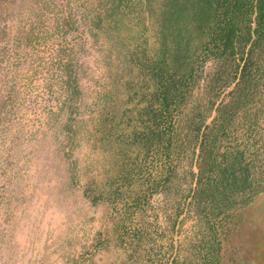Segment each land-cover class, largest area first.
Returning a JSON list of instances; mask_svg holds the SVG:
<instances>
[{
	"label": "rangeland",
	"instance_id": "374dc122",
	"mask_svg": "<svg viewBox=\"0 0 264 264\" xmlns=\"http://www.w3.org/2000/svg\"><path fill=\"white\" fill-rule=\"evenodd\" d=\"M156 5L0 0V264H255L264 55L244 73L241 53L166 52ZM164 67L184 89L167 156L153 138ZM240 151L263 186L214 211L204 184Z\"/></svg>",
	"mask_w": 264,
	"mask_h": 264
},
{
	"label": "trees",
	"instance_id": "16d2710c",
	"mask_svg": "<svg viewBox=\"0 0 264 264\" xmlns=\"http://www.w3.org/2000/svg\"><path fill=\"white\" fill-rule=\"evenodd\" d=\"M155 1L156 30L162 50L170 48L169 51L172 52L180 48L184 52L197 49L204 57L213 55L227 59L241 53L243 59L246 58L244 73L253 62L256 63L260 53L264 55V0ZM248 46L250 48L247 50ZM261 63L262 59L258 64ZM193 68V65H190L185 70L191 79ZM168 69L155 68L152 73L158 82L154 98L158 104L154 117L158 128L153 138L157 140L158 150L164 156H167L173 145L170 136L173 127L167 131L163 124L165 120H173L172 112L181 105L184 90L176 77L165 80ZM134 136L137 139V136ZM146 140L147 144L148 136ZM204 144L203 139L200 144L202 151ZM258 155L259 152L256 158ZM224 160L225 167L220 172L222 175H219V180L207 183L206 186L204 184V191L200 195L201 200L206 192L212 207H215L214 211L219 210L220 213L235 201L250 202L255 188L263 186L262 172L260 176L258 171L252 169L253 162L248 163L244 152L229 153L225 155ZM252 170L256 175L253 176ZM171 174L169 172V176ZM254 262L264 264V237L254 251Z\"/></svg>",
	"mask_w": 264,
	"mask_h": 264
}]
</instances>
